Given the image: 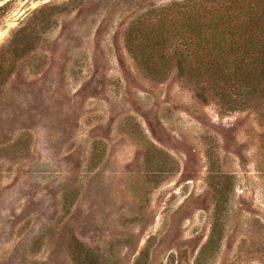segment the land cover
I'll list each match as a JSON object with an SVG mask.
<instances>
[{
    "label": "rangeland",
    "instance_id": "1",
    "mask_svg": "<svg viewBox=\"0 0 264 264\" xmlns=\"http://www.w3.org/2000/svg\"><path fill=\"white\" fill-rule=\"evenodd\" d=\"M185 1L0 0V264H264V87L226 112L126 45Z\"/></svg>",
    "mask_w": 264,
    "mask_h": 264
},
{
    "label": "trees",
    "instance_id": "2",
    "mask_svg": "<svg viewBox=\"0 0 264 264\" xmlns=\"http://www.w3.org/2000/svg\"><path fill=\"white\" fill-rule=\"evenodd\" d=\"M126 45L150 75L161 78L174 63L205 103L246 109L264 87V0H187L153 10L131 25Z\"/></svg>",
    "mask_w": 264,
    "mask_h": 264
}]
</instances>
